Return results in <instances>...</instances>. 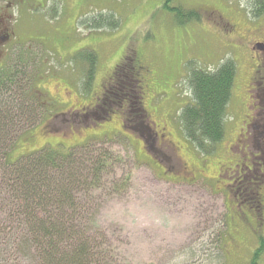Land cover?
Returning <instances> with one entry per match:
<instances>
[{"label":"rangeland","instance_id":"obj_1","mask_svg":"<svg viewBox=\"0 0 264 264\" xmlns=\"http://www.w3.org/2000/svg\"><path fill=\"white\" fill-rule=\"evenodd\" d=\"M36 1L41 6L33 15L18 16L23 43L12 58L28 65L39 113L35 125L10 142L8 157L113 140L112 147L105 145L117 156L106 173L113 180L87 193L93 203L81 214L103 242L99 250L109 251V264H252L259 248L257 264H264V204L259 210L253 194L239 191L250 187L264 195V149L257 144L262 129L252 125L247 140L237 138L256 66L250 45L264 41V14L255 17L253 1L173 0L201 13L200 21L185 24L164 0ZM115 17V30L86 24ZM88 51L98 61L91 85L84 87ZM134 52L154 72L141 117L126 116L119 106L133 84L128 70L118 72L117 89L107 82ZM228 59L236 62L237 74L226 135L204 154L185 137L180 117L192 101L189 62L214 69ZM105 91L110 101L101 102ZM6 203L0 199V264H33L32 250L19 245L20 229L7 217ZM11 242L16 246L9 250Z\"/></svg>","mask_w":264,"mask_h":264},{"label":"trees","instance_id":"obj_2","mask_svg":"<svg viewBox=\"0 0 264 264\" xmlns=\"http://www.w3.org/2000/svg\"><path fill=\"white\" fill-rule=\"evenodd\" d=\"M252 1L255 17L264 14V0ZM164 7L182 18L181 24L201 20L199 11L174 6L173 0H164ZM86 22L94 30H115L120 26L116 17L113 21ZM86 56L84 87L91 85L98 61L94 51H88ZM137 57L135 52L128 53L122 62L129 60L125 63L129 66L132 60L136 63L140 59ZM189 63L194 64L187 75L192 101L181 109V123L187 140L199 152L209 154L226 135L237 66L233 59L214 69L197 67L195 61ZM120 66L114 68L117 74L124 68ZM27 67L11 57L0 69V175L4 181L0 184L4 189L0 199L7 201L3 206L7 217L20 229L19 245L32 250L33 264H109V251L104 254L99 250L103 242L88 230L81 214L86 205L93 203L87 193L113 180L106 173L117 156L105 146L112 147L113 140L88 141L67 150L44 147L17 159L8 157V148L14 141L10 142L19 131L33 127L38 118V95ZM80 195L85 196L83 205ZM7 245L9 250L16 246L14 242ZM261 250L255 252L252 264H257Z\"/></svg>","mask_w":264,"mask_h":264},{"label":"flooded vegetation","instance_id":"obj_3","mask_svg":"<svg viewBox=\"0 0 264 264\" xmlns=\"http://www.w3.org/2000/svg\"><path fill=\"white\" fill-rule=\"evenodd\" d=\"M38 6H41V4L36 0H0V69L7 64L11 57L15 56L14 51L17 45L23 43V38H20L21 35L19 34L20 21L18 16H31L38 9ZM31 40L34 42L35 39ZM250 52L255 53L253 58L256 60V66L246 86L243 102L241 103L240 118L242 121L240 124H242V127L237 138L239 137V141H242L243 138L247 140L250 135V127L256 125L258 129H262L260 131L261 133H259L260 140L257 144L263 146L262 149H264V41H252ZM137 58L139 59V57ZM137 62L135 63L132 60L129 66H126L127 69L123 68L121 70L122 74L128 70V75L131 77L130 81L133 84L130 85V88H126L128 93L124 94V98H122L119 106L122 107L121 113L133 117L142 116L139 113L142 108V96L152 89V83L150 84L148 78L151 77V68L145 65L140 59ZM107 82L109 83L108 87L111 89L118 88L120 79L118 80L116 71H113L112 75L107 79ZM105 93L106 91L103 92V96L100 99L101 102L109 100L106 98ZM257 123L262 125H257ZM261 153L264 156V151ZM242 165H245V163L243 162ZM259 171L261 169H258ZM245 174H243V177ZM243 182L244 179L240 183ZM247 188L250 187H240L239 191L243 195L253 194L258 209L261 210L264 204V195L259 189L253 193L251 189L246 190Z\"/></svg>","mask_w":264,"mask_h":264}]
</instances>
